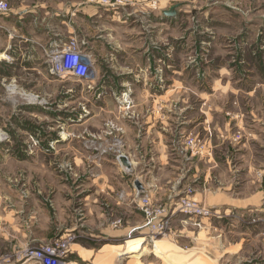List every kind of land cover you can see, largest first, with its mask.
I'll return each mask as SVG.
<instances>
[{
	"label": "rangeland",
	"instance_id": "374dc122",
	"mask_svg": "<svg viewBox=\"0 0 264 264\" xmlns=\"http://www.w3.org/2000/svg\"><path fill=\"white\" fill-rule=\"evenodd\" d=\"M90 5L93 35L154 63L108 44L81 80L0 60V264H264V0Z\"/></svg>",
	"mask_w": 264,
	"mask_h": 264
},
{
	"label": "crops",
	"instance_id": "0c3cea01",
	"mask_svg": "<svg viewBox=\"0 0 264 264\" xmlns=\"http://www.w3.org/2000/svg\"><path fill=\"white\" fill-rule=\"evenodd\" d=\"M9 1L11 2L10 11L6 14H0V60L7 59V62L35 58L46 60L51 53L63 48L70 39L79 36L85 44L83 49L91 57L96 58L100 65L102 61L106 62L104 59H106L107 53L109 54L108 50H110L107 47L108 44L118 54L117 56L111 54L115 60L125 55H135V58L139 62L141 61L139 65L150 67L154 63V58L150 53L153 52V49L149 44L141 48L135 47V53L123 55V48L120 45L109 43L103 36L93 35V30L98 28L96 23H99L104 13L100 14L96 7H92L90 0ZM104 24L107 27L108 23L104 22ZM138 60H136V63ZM147 124L151 125L150 119ZM155 139H161V137L157 136ZM166 160L167 163L170 162L167 155L164 157V161ZM128 163L130 164L129 161ZM175 164L178 165L177 163ZM175 164L170 166L172 174H168L166 177L171 178L174 176L173 172L177 167ZM163 168H166V163ZM196 171H199L197 166ZM139 184L142 187V184ZM214 194L219 196L218 193L212 191L210 193L212 201H215V197L212 199ZM227 195L228 191H226ZM219 199L223 201L220 203V200H217L215 203L216 207L219 206L226 210L233 208L232 205H229V198L221 197ZM132 204L133 202H131ZM79 256L83 259V255L79 254Z\"/></svg>",
	"mask_w": 264,
	"mask_h": 264
},
{
	"label": "built area",
	"instance_id": "2783aa9c",
	"mask_svg": "<svg viewBox=\"0 0 264 264\" xmlns=\"http://www.w3.org/2000/svg\"><path fill=\"white\" fill-rule=\"evenodd\" d=\"M9 11V3L6 0H0V14H6ZM47 63L49 74L56 77L73 76L81 80H90L95 72L92 57L82 48V44L76 38L70 39L63 48L51 53ZM181 211L190 215L204 212L191 202L182 204ZM34 256L41 264H63L61 261L64 252L60 249L44 250Z\"/></svg>",
	"mask_w": 264,
	"mask_h": 264
},
{
	"label": "water",
	"instance_id": "95a60500",
	"mask_svg": "<svg viewBox=\"0 0 264 264\" xmlns=\"http://www.w3.org/2000/svg\"><path fill=\"white\" fill-rule=\"evenodd\" d=\"M180 5H177L176 7L172 8L171 10L169 11H165L164 12V15L167 16V17H176L177 16V7H179ZM123 165L126 166L127 168H130V164L128 163L127 159L125 157H121L120 158ZM137 187L142 189L141 185L137 182L136 183Z\"/></svg>",
	"mask_w": 264,
	"mask_h": 264
},
{
	"label": "bare ground",
	"instance_id": "6f19581e",
	"mask_svg": "<svg viewBox=\"0 0 264 264\" xmlns=\"http://www.w3.org/2000/svg\"><path fill=\"white\" fill-rule=\"evenodd\" d=\"M163 235V234H162ZM173 248V247H172ZM171 251H172V249H170ZM28 252H29V254H28ZM161 252V251H160ZM22 253L23 254H25V253H27V254H25L24 256L25 257H23L24 259H29L30 257H31V252H30V250L29 249H27V250H22ZM34 256V255H33ZM163 256V255H162ZM22 258V259H23ZM36 260V259H35ZM180 264V263H179Z\"/></svg>",
	"mask_w": 264,
	"mask_h": 264
}]
</instances>
